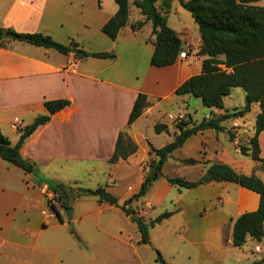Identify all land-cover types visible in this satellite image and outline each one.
<instances>
[{"label":"crops","instance_id":"obj_1","mask_svg":"<svg viewBox=\"0 0 264 264\" xmlns=\"http://www.w3.org/2000/svg\"><path fill=\"white\" fill-rule=\"evenodd\" d=\"M96 1L0 0L2 27L18 32H42L67 45L74 40L79 49L90 52L116 53L114 59L80 58L72 51L63 53L19 40L5 39L0 44V129L13 144L19 140V129L48 114L45 101L70 100L47 123L39 125L21 148L22 156L35 165V172L0 157V264H146L142 258L145 245L156 247L152 242H141L137 224L119 207L92 199L96 197L79 195L78 189L90 188L83 178L105 168L106 177L98 186L104 183L120 203L140 190L145 167L154 156L151 146L160 148L145 132L149 118L155 116L163 100H172V108L179 106V102L189 106L191 97L176 95L175 90L202 69L203 57L197 54L201 36L193 38L189 29L173 28L182 38L187 58H179L168 66H153L151 23L139 31L125 26L112 40L102 27L118 7L104 11L102 1L98 0L95 11ZM174 3L172 0V6ZM254 4L264 6V0ZM138 19L142 16L131 15V21ZM234 90L225 96L223 108H210L209 113L202 109L206 114L201 118H197V110L194 114L187 111L189 126L231 113L226 100ZM141 92L148 95L150 104L128 127L130 113ZM168 112L170 108H166L165 113ZM259 112L260 105L255 102L244 116L223 120V131L205 129L190 136L184 144L187 156L178 155L182 148L174 151L164 165L163 176L134 203L144 218L155 206L171 203L172 207L160 214L169 211L172 215L158 224L175 222L171 231L179 233V239L173 243L169 257L161 246L156 247L167 263L174 264L180 259L187 264H235L233 259L244 254L245 245L232 244L234 221L245 212L257 210L260 195L231 181L179 188L170 184L167 177L187 175L186 179L197 180L208 162H221L240 173L255 175L264 183L263 161L255 160L252 152L243 154L239 145L245 139L248 146ZM16 119L19 123L15 125ZM157 123L167 124V131L170 130L168 123L160 120L154 122V129ZM125 129L138 148L127 158L111 162L119 134ZM177 133L176 129L174 138ZM258 141L259 157L264 159V130ZM185 158L199 162L182 165L178 170L181 174H174L177 170L165 172L168 161ZM51 183L73 191L69 198L73 227L63 221L64 208H60L57 219L42 214L53 196L55 199L58 196ZM248 241L258 243L250 237ZM186 244L187 249L182 248ZM251 254L259 255L252 258L254 262L264 258L262 252L252 250Z\"/></svg>","mask_w":264,"mask_h":264},{"label":"trees","instance_id":"obj_2","mask_svg":"<svg viewBox=\"0 0 264 264\" xmlns=\"http://www.w3.org/2000/svg\"><path fill=\"white\" fill-rule=\"evenodd\" d=\"M118 9L115 14L103 25L102 31L115 40L121 29L130 26L131 30L139 31L146 23L152 25L151 40L154 43V52L151 57L153 66L162 67L176 63L180 52L183 50L180 34L168 24L167 13L171 9L172 0H162L159 7V0H115ZM188 10L195 22L198 24L201 45L198 55L203 57L202 69L183 81L175 90L179 96H193L199 98L203 106L207 108H223L224 98L234 88H242L245 91V104L241 109L232 113H226L217 119H203L192 126L190 121L177 124L178 133L174 140L163 147L151 146V153L154 155L148 167L140 190L120 203L119 199L108 192L105 187L80 188L79 195H92L98 198L99 202H107L119 207L123 212L132 218L137 224L141 233V242L149 244L152 242L149 227L161 222L164 218L172 215L166 211L149 223L140 214L135 202L145 196L154 182L163 175V167L173 152L181 149L187 139L197 132L205 129H214L217 132L223 131L221 122L225 119L244 116L258 102L260 112L256 117L255 133L249 139L248 146H240L243 154L252 152L255 160L264 159L259 157V135L264 130V6L255 5L260 0H178ZM133 6H135L142 19L131 21ZM5 39L19 40L36 46L54 48L63 53H69L73 47L79 49V43L71 40L70 44H64L55 40L52 36L42 32H18L11 28L0 26V44ZM80 58H116L113 51L90 52L79 49ZM225 66V68L222 67ZM231 68V71L228 69ZM48 114L38 116L34 122L24 129H19L21 135L16 144L0 129V157L11 162L28 172H35V165L24 158L21 148L31 133L41 124L47 123L53 114L70 104L68 99H56L45 101ZM150 104L146 93H139L128 119V127L135 122ZM165 123H157L155 131L161 133L167 131ZM232 136V135H231ZM138 148L137 143L125 129L120 132L115 152L111 162L120 158H127ZM183 162L195 164L199 161L195 158H185ZM170 184L179 188H193L199 185L214 181H231L243 187L257 192L260 195L257 210L245 212L239 215L233 225L232 244L242 247L248 238L256 241L264 239V183L255 175H246L236 171L229 164L212 162L206 164L201 177L197 180H188L184 177H167ZM52 190L58 196L57 201L61 208H69L70 193L73 192L64 185L51 183ZM58 214L59 211H58ZM60 216V215H59ZM156 252V260L160 264H169L164 259L161 251L153 247ZM252 264H264V258Z\"/></svg>","mask_w":264,"mask_h":264},{"label":"rangeland","instance_id":"obj_3","mask_svg":"<svg viewBox=\"0 0 264 264\" xmlns=\"http://www.w3.org/2000/svg\"><path fill=\"white\" fill-rule=\"evenodd\" d=\"M101 8L104 11H111L113 8L118 7L117 3L115 0H101ZM132 1V0H131ZM162 4V0L158 1V5L159 7ZM95 11H98V0L96 1L95 5ZM168 15V19H169V26L172 28H177L179 31H183L184 29H189V34L191 36H193V38L195 37H199V28H198V24L195 22L194 18L192 17L191 13L186 10L181 3L178 0H175V3L173 4V6L171 7V9L169 10V12L167 13ZM133 17H140V14L138 13V9L133 6ZM240 91V93H242V96H240L239 94H237ZM191 100L189 102V106L184 107V105L182 104V102H179V106L175 105L172 108V105L174 103H172V100H163L160 101V106L159 109H157V113L155 114V116H152L149 118V124L148 126H146V134L149 135L152 141V143L157 146V147H161L165 144H167L168 142H170L173 138H174V131H178L177 128V124L182 122H186L187 121V111L192 112V114H194V110H197V118H201L202 115L209 113L210 108H207L205 106H203L201 100L199 98L190 96ZM231 98H227L226 100V104L229 107V110L231 111V113L233 112V108L235 106L241 107L245 104V99H244V90L242 88H235L234 92H232ZM166 108H170L171 112L165 113ZM204 109L206 111V113H204V111L202 110ZM182 111V112H180ZM169 115H172V117H170ZM180 115H182L183 117L180 118ZM162 121V122H166L169 125L170 130L169 131H164L161 133H157L154 129V122L156 121ZM240 146L247 145V140H241V143H239ZM179 156H187V144L186 146H183L182 149L180 150V152H178ZM153 159V157L151 158ZM150 159V161H151ZM150 161L148 162V166L150 164ZM177 159H175L174 161H168V163L166 164L165 167V172L172 173L174 170L175 171L174 174H181L180 167H182V165H187V163L183 162V160L176 162ZM167 162V161H166ZM175 163V164H174ZM177 163V164H176ZM164 168V167H163ZM179 168V169H178ZM98 171L96 173H94L91 176H87L85 178H83L84 182H86L87 186H90V188H98L99 184L102 182V179H105V173L104 170L105 168H102L101 170L97 169ZM163 176V175H162ZM187 178V175H185ZM103 186L105 187L104 183H102ZM91 197H96V196H92V195H88ZM92 199H98L96 198H92ZM96 203V202H95ZM94 203V204H95ZM172 205L170 202H167L163 205L160 206H155L154 209H152L150 211V213L148 214V216H146L145 220L146 222H150L149 218H154L157 214H160L161 212L165 211L168 208H171ZM64 213V212H63ZM63 221H67L70 222V220L66 217V214L64 216L63 214ZM173 224H176L175 222L173 223H164L162 226L159 224H155L154 226L149 227V232H150V237L152 239V244L155 245L156 247H162L163 251L165 252V254H169L170 249H172L173 243H175L178 239H179V233H175L172 230L173 228ZM171 231V232H170ZM259 242H264V239L262 241H258ZM255 245L256 243L252 244V242L248 241L245 246L242 248V251L244 254H242V256L239 259H233V262L235 264H252L254 261V258L257 259L259 257L258 254H256L255 256H251L254 254H251V251L253 250L255 252ZM187 249V244L183 245L182 248ZM187 251V250H186ZM171 253V252H170ZM242 253V252H241ZM244 255H249V258H245ZM169 257V256H168ZM248 257V256H247ZM251 257V258H250ZM142 258L143 261L146 264H160L159 262H157L156 260V252L154 249H152V247H149L147 245H145V249L144 252L142 253ZM253 258V260H252ZM174 264H187L184 261L178 259L177 261H174Z\"/></svg>","mask_w":264,"mask_h":264},{"label":"built area","instance_id":"obj_4","mask_svg":"<svg viewBox=\"0 0 264 264\" xmlns=\"http://www.w3.org/2000/svg\"><path fill=\"white\" fill-rule=\"evenodd\" d=\"M179 58L186 59L187 58V52L182 50L180 52ZM172 117V115H169ZM183 117L180 115V118ZM19 123V120H15V125ZM53 198L49 201V208L42 210V214L47 217L48 219H57L58 218V211L60 210V204L57 201V199ZM255 252H262L264 253V242H259L255 245Z\"/></svg>","mask_w":264,"mask_h":264},{"label":"water","instance_id":"obj_5","mask_svg":"<svg viewBox=\"0 0 264 264\" xmlns=\"http://www.w3.org/2000/svg\"><path fill=\"white\" fill-rule=\"evenodd\" d=\"M72 52L79 54L80 50L76 47H73ZM64 211H65L66 217L70 220V226L73 227V222L71 220L72 215H73V208L69 207V208H66Z\"/></svg>","mask_w":264,"mask_h":264}]
</instances>
